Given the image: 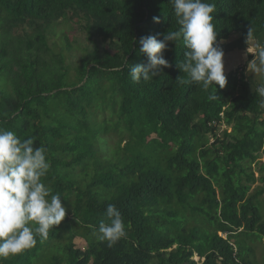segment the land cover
<instances>
[{
  "label": "trees",
  "instance_id": "16d2710c",
  "mask_svg": "<svg viewBox=\"0 0 264 264\" xmlns=\"http://www.w3.org/2000/svg\"><path fill=\"white\" fill-rule=\"evenodd\" d=\"M205 2L216 5L217 42L264 34V0ZM74 20L91 49L70 77L46 36ZM176 21L169 0H0V128L46 148L42 182L66 208L48 239L0 264H256L264 187L249 190L264 157L258 88L244 68L225 74V88L214 85V100L211 88L180 84L182 41L169 42L160 75L139 83L129 75L147 63L140 38L162 40ZM109 204L127 231L111 248L94 234Z\"/></svg>",
  "mask_w": 264,
  "mask_h": 264
},
{
  "label": "clouds",
  "instance_id": "9594fccd",
  "mask_svg": "<svg viewBox=\"0 0 264 264\" xmlns=\"http://www.w3.org/2000/svg\"><path fill=\"white\" fill-rule=\"evenodd\" d=\"M169 2L173 5L179 29L168 31L162 40L153 35L141 37L139 51L146 55L147 63L131 65L129 75L136 83L148 82L160 75L163 68L170 66L163 55L169 42L182 41L186 51L177 67L188 79L178 77L180 84H198L206 91L211 88L209 99H217L213 94L214 85L225 88L227 77L222 41L217 42L218 33L213 23L216 5L205 0ZM153 22L159 23L160 18L153 17ZM250 39L255 40L252 70L264 78V41L256 40L251 29L247 34V40ZM241 68L236 70L241 71ZM257 91L263 96L261 102L264 101V86ZM34 143L35 137L22 140L15 132L0 128V258L33 248L37 237L48 239L49 232L66 216L61 195L51 194V189L42 182L50 170L47 150L43 146L34 147ZM105 216L107 222L101 220L94 234L111 248L126 238V224L113 204L107 206Z\"/></svg>",
  "mask_w": 264,
  "mask_h": 264
},
{
  "label": "rangeland",
  "instance_id": "374dc122",
  "mask_svg": "<svg viewBox=\"0 0 264 264\" xmlns=\"http://www.w3.org/2000/svg\"><path fill=\"white\" fill-rule=\"evenodd\" d=\"M54 27H56L54 29V31L47 33L48 34L46 36L47 42L50 46V49L52 47L53 52L55 54H58V55L61 54L62 55L64 64L69 69V76L72 77V76H74L73 67L76 66L78 60L82 56H84L88 51H90L91 46L85 40V33L83 31L79 30L78 24L76 23V20L70 22L68 25H55ZM25 31L29 33L31 30L29 28H26ZM262 36H264V34ZM238 38H239L238 35L230 37V39L227 40L226 42H222L225 45H222L221 48H223V46L231 44L232 42L235 43L233 40H238V43H236V45L241 46L242 48H245V50L241 51L243 53V58L241 57L242 54L236 55L237 52H232V53L230 52L231 54L230 55H227V54L224 55L223 59L228 58L231 62L235 63L233 65V67L231 68V70H233L234 67H236L238 69L241 67H243V68L245 67L244 71L246 73V77L249 79L252 75H254V72L252 70V63H253L252 60L254 59V54L252 52L254 50L255 40L246 41V40H242V39H238ZM65 39L67 40V42H65ZM257 40H260V39L257 38ZM66 43L68 44V48L65 49ZM247 49H248V51H247ZM244 55L245 56L247 55L248 57H244ZM240 58H242V59H240ZM245 58L248 60H246ZM242 62L243 63L246 62V63L243 64ZM228 72H229V70L227 71V73ZM224 129H226V128L220 126L218 129V133L221 134V132ZM229 131H230V128H227V132H229ZM105 138H106L107 144L112 148V150H114V148H115L114 143L117 140L116 137L112 134H108V135H106ZM124 142L125 141L121 142V144H120L121 147L124 146V144H125ZM210 142H212V140ZM260 157H261V155L259 156V159H260ZM263 160H264V157L262 156L260 159L261 163H260L259 169L256 166H252V168H251L252 171L255 173L256 183L250 187L249 193L253 192V190L255 188L264 187V184L260 183V180H259L260 178L264 177V168H261V166L264 167L263 166ZM261 170H262V172H261ZM259 200L263 201V197H260ZM262 210H263L262 213L264 214V206H263ZM218 236H221L222 238H226V235L221 234L220 232H218ZM76 244L78 245L77 248L83 247V245L81 243H76ZM254 250H255V255H254L255 263L256 264H264V240H261V242L256 243ZM193 260L196 262L201 261L198 259L197 256H194Z\"/></svg>",
  "mask_w": 264,
  "mask_h": 264
},
{
  "label": "crops",
  "instance_id": "0c3cea01",
  "mask_svg": "<svg viewBox=\"0 0 264 264\" xmlns=\"http://www.w3.org/2000/svg\"><path fill=\"white\" fill-rule=\"evenodd\" d=\"M239 37V36H238ZM238 39H240V37L238 38ZM258 39H260L261 41H264V36H262V37H260V38H258ZM234 42H236V43H238L237 41L238 40H233ZM247 41H252V40H247ZM236 43H231V44H229V45H226V46H223V48H222V50H223V52H224V55H230L232 52H237L236 53V55H241L242 54V58H243V53L241 52L242 50H245V48H242L241 46H238V45H236ZM222 45H225L224 43H222L221 44V46ZM231 52V53H230ZM239 53V54H238ZM244 57H248L247 55L245 56L244 55ZM242 58H240V59H242ZM246 59V58H245ZM246 60H248V59H246ZM242 61V60H241ZM240 61V62H241ZM245 61V60H244ZM223 63H224V73L226 74L227 73V71L229 70V72L230 71H233L234 69H236V67H234L233 68V70H231V68L233 67V65L235 64L234 62H231L228 58H226V59H223ZM243 63V62H242ZM246 63V62H245ZM245 63H243V64H245ZM244 69H245V67H244ZM248 79V78H247ZM248 81H250V83H251V85L254 87V85L257 87V88H260V87H262V86H264V78H262L261 76H259L258 74H255L254 73V75H252L249 79H248ZM263 98V97H262ZM261 104L262 105H264V101L262 100V102H261Z\"/></svg>",
  "mask_w": 264,
  "mask_h": 264
}]
</instances>
